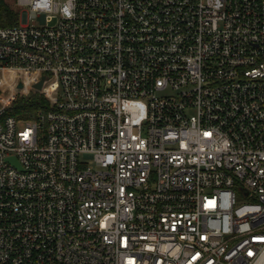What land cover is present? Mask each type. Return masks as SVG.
<instances>
[{
  "label": "built area",
  "instance_id": "built-area-1",
  "mask_svg": "<svg viewBox=\"0 0 264 264\" xmlns=\"http://www.w3.org/2000/svg\"><path fill=\"white\" fill-rule=\"evenodd\" d=\"M5 8L0 264H264V0Z\"/></svg>",
  "mask_w": 264,
  "mask_h": 264
},
{
  "label": "trees",
  "instance_id": "trees-1",
  "mask_svg": "<svg viewBox=\"0 0 264 264\" xmlns=\"http://www.w3.org/2000/svg\"><path fill=\"white\" fill-rule=\"evenodd\" d=\"M3 18L0 22V26L11 25L14 22L13 11L8 8L3 10ZM49 108L47 99L39 93H31L28 97L18 98L10 107L9 113L20 119H32L35 118L39 112L45 111Z\"/></svg>",
  "mask_w": 264,
  "mask_h": 264
},
{
  "label": "water",
  "instance_id": "water-1",
  "mask_svg": "<svg viewBox=\"0 0 264 264\" xmlns=\"http://www.w3.org/2000/svg\"><path fill=\"white\" fill-rule=\"evenodd\" d=\"M21 87V85H20ZM42 87V81L36 85V88L40 89Z\"/></svg>",
  "mask_w": 264,
  "mask_h": 264
},
{
  "label": "rangeland",
  "instance_id": "rangeland-1",
  "mask_svg": "<svg viewBox=\"0 0 264 264\" xmlns=\"http://www.w3.org/2000/svg\"><path fill=\"white\" fill-rule=\"evenodd\" d=\"M31 93H32V92H31ZM31 93H30V94H31ZM30 94H29V95H30ZM29 95H26V96H19L18 98H20V97H28Z\"/></svg>",
  "mask_w": 264,
  "mask_h": 264
}]
</instances>
